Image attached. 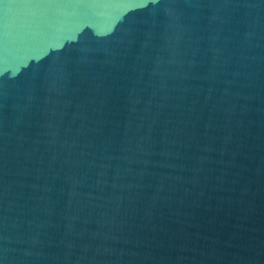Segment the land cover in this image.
I'll return each mask as SVG.
<instances>
[{"label":"water","instance_id":"95a60500","mask_svg":"<svg viewBox=\"0 0 264 264\" xmlns=\"http://www.w3.org/2000/svg\"><path fill=\"white\" fill-rule=\"evenodd\" d=\"M0 264H264V0H0Z\"/></svg>","mask_w":264,"mask_h":264}]
</instances>
